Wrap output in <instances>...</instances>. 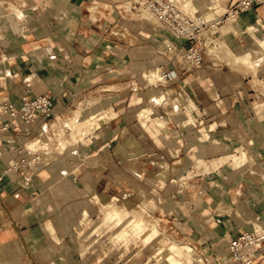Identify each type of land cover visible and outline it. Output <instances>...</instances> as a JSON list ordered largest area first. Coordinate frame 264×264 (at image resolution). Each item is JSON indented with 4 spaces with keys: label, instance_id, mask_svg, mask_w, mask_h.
<instances>
[{
    "label": "crops",
    "instance_id": "0c3cea01",
    "mask_svg": "<svg viewBox=\"0 0 264 264\" xmlns=\"http://www.w3.org/2000/svg\"><path fill=\"white\" fill-rule=\"evenodd\" d=\"M116 2L0 0V104H18L22 97L43 93L53 98V114L37 116L33 122L15 120L4 130L0 114V261L36 264L37 258L44 260L41 251L49 242L44 224L52 223L56 210L66 214L73 205L66 195L47 193L59 178L67 177L71 188L77 184L80 196L98 194L103 200L125 195L123 182H129V188V180L145 178L156 166L155 160H161L169 167L180 164L177 180L191 183L183 182V189L172 194L161 190L154 211L158 228L168 238L192 245L206 264H230L226 241L251 229L250 222L262 217L264 185L247 168L235 172L229 160L215 170L210 165L211 160L221 159L222 151L242 148L250 165L264 166V65L254 77L240 67L214 61L186 68L169 60L172 54L165 52L160 55L162 61L155 62L153 53L158 49L143 47L146 41L139 47L131 42L123 47L120 32L106 29L122 15ZM238 25L241 45L232 43V48L258 49L247 28L264 38V5L242 13ZM133 29L132 35H144L142 28ZM142 66L175 73L167 83L173 89H165L163 99L156 103L164 125L160 128L147 121L150 131L136 115L139 103L137 93L132 92L136 88L131 89L129 81L127 92H121L127 84L122 73L131 79ZM143 95L150 103L152 95ZM79 106L89 109L85 117L89 112L108 117L84 137L81 157H72L70 143L65 152L54 155L27 147L43 128L54 145L59 137L71 140L63 120L74 117ZM189 116L194 121L191 125L186 122ZM201 129L224 150H217L213 142H198ZM156 131L164 133L167 143L151 133ZM191 150L197 153L190 164L192 177L187 178L181 162L187 158L185 151ZM35 156L33 163L12 168L14 162ZM121 171L128 181L122 179ZM209 173L214 176L208 177ZM219 211L228 219L209 217ZM259 232L264 236V228ZM223 241L224 251L218 249ZM259 246L258 252L254 249L260 253L255 264H264V239Z\"/></svg>",
    "mask_w": 264,
    "mask_h": 264
},
{
    "label": "rangeland",
    "instance_id": "374dc122",
    "mask_svg": "<svg viewBox=\"0 0 264 264\" xmlns=\"http://www.w3.org/2000/svg\"><path fill=\"white\" fill-rule=\"evenodd\" d=\"M117 1L118 2H116V5L119 4L118 9L124 8L125 12L122 11V15H120L119 18L115 20V22H112V19L114 16V12H113L109 18L110 22L112 23L109 24L108 22L109 20L108 21L106 20L107 21L106 24H109V28L107 27V25L105 26L106 29H108V31L112 30V31L120 32V37H121L120 44H122L123 47H127L129 42H131L132 45L135 44L136 47H139L142 43L146 41L145 43H147V45L146 46L143 45V47H147V48L151 47L152 49H158V53L155 51L153 53L154 61L155 62L162 61L161 59L162 56L160 55H162L165 52L163 48L162 40L168 39L170 35L167 33V31H165L164 29H161V27L157 25V23L154 21L153 16L150 15L151 13H149L147 10L145 9L144 10L141 9L139 11L131 10L126 0H117ZM176 1L178 2L179 6L182 7L183 9L186 10L188 8V10L186 11L189 12L191 15L193 16L202 15L204 19H212L214 17H219L223 15L229 3L232 0H209V2L212 3V6L210 7L211 9L206 8V10H204L205 12L203 11L202 14H200L198 11L193 10L194 4L198 2L199 0H188L189 6L187 5V0H176ZM183 4H185L186 6H184ZM246 11H249V10H246ZM239 19H240V15L235 21L229 19L223 22L218 28H216V33L213 35V40L208 39V38L205 39L206 43H205V47H203V58H204V61L206 60V61H214L218 63H228L230 65L240 67L244 69L243 70L244 72L246 71L252 74V76L256 77V74L258 72V67L260 65H264V62L258 63L254 69H250L244 65L235 63L234 59L231 56L232 54H229L230 52L228 53V48L231 49V51H233L234 53H238L242 50L241 48L237 50L232 48V43H237L238 47H240L241 45L239 42L240 40H238L239 38L237 37L238 35H240L239 31H241L240 30L241 28L238 25ZM138 27L144 30L143 32L144 35L142 36L137 35V34L132 35V33H134L133 28L137 29ZM250 29L253 33V28H250ZM128 32L131 33L130 36ZM130 37H131V40L129 39ZM109 40L115 41V39H109ZM209 41H212V43H209ZM247 50L249 49H245L243 50V52ZM166 54H169V53H166ZM169 60H173L176 65H179V64L181 66L185 65L186 68L192 69V67L184 63L181 52L177 55H175V53L172 52V56ZM142 67L143 68L133 73L135 76H132L131 79L128 78V73L127 74L122 73V79H124L127 84H124L121 87L122 88L121 92L123 93L127 92L128 82L130 81L131 82V84H129L131 85L130 88L131 89L136 88L132 92L137 93L135 101L136 103H139V104H137L135 107L137 108L138 113L142 108H146V107L149 108L153 106V107H156L157 114H158V107L156 103L159 104L160 101L163 99V93L165 92V89L167 90L173 89L171 85L167 84L168 81H170L171 79L169 80L167 79L165 81H158L159 80L158 72L160 75H162V72L158 70V67L156 66H153V67L142 66ZM139 71L141 73L138 74L137 76L136 74ZM156 82L157 84L153 85ZM143 94L152 95L150 103L147 102V100L145 101ZM155 99L156 100L159 99V100L156 101ZM90 106H92V103H90ZM86 111H89V109L86 110L85 108V110H83V108L79 106L76 108V111L74 112V115H73L74 117H71L68 120H65V119L63 120L65 121L67 129H69V131L71 132V140H68L67 137H59L58 144L54 145L53 141L50 139L49 135L46 134L43 128L40 130L38 136H36L33 141L27 143L28 145L27 147L33 152L37 151L39 153H48V154L54 155V154H60V153L65 152L68 146L71 145L73 149L69 152H72V157L74 158L81 157V154L85 153V150L81 149V143H84V142L83 141L78 142L76 140H78L79 138H82V136L84 135L87 136L88 134L92 133L96 128L100 127L105 121L108 120V117H106L105 113H99V114H102L100 116L99 114H94L92 112H89V115L85 117ZM257 111H260V107L258 106V104H257ZM138 113L136 115H138ZM90 115L91 116L98 115V117H101V120L99 122L94 123L95 125L97 124L96 126H94V124L88 126V123L84 122L85 119L90 117ZM137 117L139 120V116ZM151 119L152 118L149 119L150 122L152 121ZM73 120H76L79 123L77 122L75 125H67V123H70ZM186 122L189 125L194 123L193 119L190 116L186 120ZM151 124L152 122L149 123V125ZM59 127H62V124H60ZM82 127H84L83 130H82ZM210 127L212 128V126ZM61 130L62 132L64 131L63 128H61ZM84 131H85V134H83ZM202 133L205 134L204 135L205 137H203ZM207 134H208V131L201 129L198 142L205 143L212 139L214 141L211 140L209 142L210 143L213 142L217 150L218 149L220 151L224 150L225 147L219 146L216 138H213L210 136V134L208 135ZM207 136H209L210 139L207 138ZM75 138H78V139H75ZM36 141L38 142L36 143ZM64 141L66 142L64 143ZM61 142L66 144L67 146L66 149L59 150L58 145ZM68 143H70V145ZM58 150L60 151V153ZM172 153L175 154L176 151H172ZM185 153H186L187 158H185L186 160L182 161L181 164L183 165V167H185V170H186L185 175H187V178H189V177H192V174H193V172H190L191 171L190 168H192L190 164L191 162L194 163L196 159L195 156H196L197 151L191 150L187 152L185 151ZM222 154H224L223 156L225 159L223 158V156L221 157V159L224 161H227V160L231 161V164L235 172L236 171L242 172L244 171L245 168H247V173L249 171V173L251 174L252 172L255 171L256 175L258 174L255 170V167L259 165L253 166L249 164L248 156L244 149L236 148L233 152L222 151ZM233 156L236 158H242V159H239L238 164H236L233 160L234 158L232 159ZM222 160L215 159L214 161H212L213 165L214 163L218 165L219 163L222 162ZM155 161H157L156 166L153 169H151L150 172H148L145 178H140L141 175L138 176V178H140L141 180L137 178H135L136 180H133V179L129 180L128 177H125L127 176V174L121 171L122 179L126 181L128 180L131 181L130 183L131 186L129 188H127L129 182H126V183L123 182L121 184L122 187L125 188L124 191H126L125 192L126 194L131 193V191L133 192L132 194H129V195L125 194L120 197L119 196H116V197L108 196L107 198L103 200L98 194H93L91 196H80V194L78 193L79 191L78 192L75 191V190H78L76 189V187H78L77 184L74 185V188L69 187L68 182L70 181L68 180L67 177L59 178L56 183H54L49 188H47L46 191L48 194L66 195L68 200H73V205L71 206L70 210L66 214H60L61 212L60 209L56 210L55 213L51 216L52 223L50 221H47L44 224V228L46 229L48 236H49V242H48V245L41 251V254L43 255V258L45 261L44 260L41 261L39 258H37L36 264H145L147 263L148 261L147 256L160 243L164 241V238H162V236H166L164 235V233L161 232V229L158 228L157 218H156V215L154 214V211L158 207V201H160L161 199L160 198L161 192L165 191V192H168L169 194H172V192H176L177 190L183 189V185H184L183 182L187 181L186 184L191 183V181H189L188 179L183 180L181 182L177 180L178 179L177 169H178V165L180 164L174 163V165H172L173 167L171 165L169 167L167 163H164V162L162 165L158 164L159 163L158 161L161 162V160H155ZM27 163L31 164L33 163V161L31 162V159H29L27 160ZM216 165L215 167L213 166L214 168L212 167L213 170H215L218 167ZM160 166H164L165 168L167 167L168 168V169L166 168L167 170L164 167H162L167 172L165 171L166 174H164L163 176L156 177L157 172L160 171V168H161ZM174 166L176 167V169H174L175 168ZM124 174L126 175L124 176ZM251 175L254 176L255 174H251ZM164 176L166 177L165 179H164ZM213 176H214V173L208 174V177H213ZM258 176L262 179V177H264V174H262V177H261V174H259ZM259 177L258 179L260 180V182L264 181V179L261 180ZM262 185H264V183H262ZM113 203L115 204L117 203V207L119 209L123 207L125 211L130 210L129 211L130 213L131 212L134 213V214L131 213L133 216H135V214L136 216H139V217L135 216V218H141L140 216H142V218L144 217L143 219L147 218L145 221L146 222L148 221L147 223L149 225L154 224L153 226H156V228L158 229L160 233H158V235H156V237L147 245L145 244L143 239L140 237L139 238L129 237V241L127 240L128 245L126 243L127 245L126 246L124 244L125 240L122 241V240L117 239L116 237L110 236V232L118 233L119 228H120L119 230H122V229H127L128 226L131 227L130 225L127 226L126 224L119 223L117 221H116V224L114 222V225H117L118 223L119 224L117 226H114L112 223V220L114 221L113 217L110 220L104 219V212H105L104 209L108 210V208L110 209L112 207H115V204ZM111 204H113L114 206ZM102 208L104 209L101 210ZM131 209L133 211H136V213L131 211ZM84 210H86V214H84V216L81 217L80 214ZM122 210L123 209H121V213L124 212V210L123 211ZM222 210L223 209H221L220 211ZM220 211L216 213L214 212L210 213L209 217H212L213 215H215L217 218L220 217L219 219L227 220L228 215L224 214V212H222L223 213L222 214ZM110 221H111V224L109 226ZM250 225H251V229H247V231L255 230L259 234H260L259 231H261V229L264 228V223H262V219L260 218H259V221L258 220L251 221ZM243 231H246V230H243ZM54 239H56V241L63 244V246L60 249H54L55 248L54 245L56 243ZM132 239H135L133 241H135L136 243H133ZM130 242H132L134 245ZM177 243H180V242H177ZM222 243H225V241L219 243L220 245L218 246V249H221L224 251L225 250L224 244L222 245ZM189 246L193 248L192 245H189ZM254 249L256 250V252H258L259 250H261V247L256 246ZM201 255H202L201 252H198V250L193 248V250L190 253V258H191L190 262H187L186 258L182 257L183 259H181V262H182L181 264H206V261L202 259L203 256ZM200 258L203 260V262ZM0 264H16V263H11V262L6 263V262L0 261ZM21 264H32V263H29L26 261L25 263H21Z\"/></svg>",
    "mask_w": 264,
    "mask_h": 264
},
{
    "label": "built area",
    "instance_id": "2783aa9c",
    "mask_svg": "<svg viewBox=\"0 0 264 264\" xmlns=\"http://www.w3.org/2000/svg\"><path fill=\"white\" fill-rule=\"evenodd\" d=\"M131 10H147L161 29L171 36L162 40L166 53L175 55L182 53V59L190 67L203 64V47L206 38L213 40V35L223 22L235 21L242 12L264 5V0H232L223 15L212 19H204L202 15L193 16L179 6L176 0H126ZM125 12L124 8H121ZM212 43V41H209ZM173 71L162 73V81L174 76ZM53 98L50 93H43L33 98L22 97L18 104L2 102L0 114L4 117L2 129H8L15 120L33 122L37 116L49 117L53 114L51 108ZM36 160V156L32 158ZM29 165L26 159L18 164L14 162L13 169L18 165ZM264 236L257 231H241L237 236L228 239L227 250L230 264H255L258 256L254 248L260 245ZM261 252V251H260ZM260 254V253H259Z\"/></svg>",
    "mask_w": 264,
    "mask_h": 264
},
{
    "label": "bare ground",
    "instance_id": "6f19581e",
    "mask_svg": "<svg viewBox=\"0 0 264 264\" xmlns=\"http://www.w3.org/2000/svg\"><path fill=\"white\" fill-rule=\"evenodd\" d=\"M184 6H186L185 4H183ZM187 5L189 6V2H188V0H187ZM212 6V3L211 2H209V0H199L198 2H196L195 4H194V11H198L200 14H202V12L204 11V10H206V8H208V9H211L210 7ZM185 8V7H184ZM186 10H188V8L186 9ZM205 12V11H204ZM212 12V11H211ZM210 12V13H211ZM209 14V13H208ZM204 15V14H203ZM214 16V15H213ZM251 27H249L247 30L255 37V40H256V43H257V45H258V49H249V50H247V51H245V52H243V50H241L240 52H238V53H234L233 51H231V49H229L228 47V53L229 54H232L231 56H232V58L234 59V61H235V63H239V64H241V65H244V66H246L247 68H250V69H254L256 66H257V64L258 63H261V62H264V38H257L255 35H254V33H252V31H251V29H250ZM248 32V33H249ZM249 36V35H248ZM141 73V72H140ZM139 73V74H140ZM158 75H159V80L158 81H162L163 80V78H162V75H160L159 74V72H158ZM138 76V75H137ZM146 76V75H145ZM143 78H145V77H143ZM157 81V82H158ZM157 82L155 83V84H153V85H156L157 84ZM150 83V82H149ZM157 99V98H156ZM155 99V100H156ZM159 100V99H158ZM158 100H156V101H158ZM149 107V106H148ZM154 114H157V110H156V107H153V106H151V107H149V108H142L140 111H139V113H138V115L137 116H139V121H140V124L143 126V128L145 129V130H147V131H150V129L148 128V126H147V121H149V119L150 118H152L151 116L152 115H154ZM89 115V114H88ZM100 116L102 115V114H99ZM158 115V117H154V118H152L151 120H152V123L153 124H155V125H157V126H159L160 128H162L163 127V125H164V122H165V119L162 117V115L161 114H157ZM105 116V115H104ZM260 117V116H259ZM106 118V117H105ZM104 118V119H105ZM101 120V117H98V115L97 116H91L90 115V117L89 118H87V119H85V121L84 122H87L88 123V126L89 125H93L94 123H96V122H99ZM78 121H76V120H73L72 122H70V123H67V125H75L76 123H77ZM79 123V122H78ZM78 125V124H77ZM86 125V124H85ZM97 125V124H96ZM95 124H94V126H96ZM72 127V126H71ZM74 127V126H73ZM85 127V126H84ZM84 127H82V130H83V128ZM91 128H93V127H91ZM209 128V127H208ZM211 128V127H210ZM72 129V128H71ZM74 129V128H73ZM242 129V128H241ZM244 129V128H243ZM79 130V129H78ZM88 130V129H87ZM89 130H90V128H89ZM92 130V129H91ZM94 130V129H93ZM73 131V130H72ZM207 131V130H206ZM245 131V130H244ZM203 132V131H202ZM76 133V132H75ZM82 133V132H81ZM80 133V134H81ZM153 135H157L156 137H157V139H161V140H163L165 143H167V141H166V136L164 135V133L163 132H161V131H156V133H153V132H151ZM207 133V132H206ZM243 133V132H242ZM241 133V134H242ZM74 134V133H73ZM78 134V133H77ZM83 134H85V131L83 132ZM203 134V137H205L204 135V133H202ZM209 134V133H208ZM207 134V135H208ZM245 134V133H244ZM82 135V134H81ZM79 136V135H78ZM75 137V136H74ZM85 137V135L84 136H82V138H75V139H78V140H76V141H78V142H80V141H85L83 138ZM73 138V137H72ZM202 138V137H201ZM207 138H209L210 139V137L209 136H207ZM67 139V138H66ZM73 140V139H72ZM212 140V139H211ZM211 140H209V141H211ZM212 141H214V140H212ZM66 141H64V143H65ZM63 142H61L58 146H59V150H63V149H66L67 148V146H66V144H64ZM72 143V142H71ZM69 147V146H68ZM170 148V147H169ZM58 150V151H59ZM54 153V152H53ZM59 153H60V151H59ZM243 157V156H242ZM245 157V156H244ZM223 158H224V156H223ZM234 158V159H233ZM200 159V158H199ZM198 159V160H199ZM225 159V158H224ZM232 159L234 160V162L236 163V164H238V160L239 159H242V158H236V157H232ZM219 160H222V159H219ZM243 160H244V158H243ZM32 161H34L33 159H31V162ZM210 161V160H209ZM211 161H214V160H211ZM222 161H224V160H222ZM242 161V160H241ZM159 163L158 164H160V165H162L163 164V161H158ZM216 162V161H215ZM219 162V161H218ZM221 162V161H220ZM240 162V161H239ZM165 163V162H164ZM212 163V165H213V162H211ZM212 165H210V167L212 166ZM215 163H214V167H215ZM233 165H235V164H233ZM159 166V165H158ZM165 166H167V165H165ZM212 166V167H213ZM217 166V165H216ZM219 166V165H218ZM237 166V165H236ZM161 168H160V171L159 172H157V174H156V177H160V176H163L164 174H166V170L168 169L167 167V169L164 167V166H160ZM162 167H164L166 170H164V168H162ZM209 167V166H208ZM208 167L207 166H205V168H207L208 169ZM213 167V168H214ZM172 168V167H171ZM173 169V168H172ZM175 169V168H174ZM255 170H256V172L258 173L257 175H256V173H255V171L254 172H252V170H251V174H255L256 175V177H259L258 175L259 174H261V177H262V174H264V167H262V166H256L255 167ZM166 171V172H165ZM101 172V171H100ZM255 175L253 176V177H255ZM154 178V177H153ZM166 177L164 176V179H165ZM260 178V177H259ZM256 179V178H255ZM261 179V178H260ZM262 179H264V177H262ZM261 179V180H262ZM262 183H264V181H262ZM108 204V203H107ZM113 204H115V203H113ZM113 204H111V205H113ZM114 206V205H113ZM101 207H103V206H101ZM105 207V206H104ZM107 208H108V206H107ZM118 207H117V203L115 204V207H112V208H108V210L107 209H104V208H102L101 210H103L104 209V219L105 220H110L112 217H113V219H114V221L112 220V223H113V225H114V222H115V224H116V221L117 222H119V223H123V224H126L127 226L128 225H130L131 227H127V229H122V230H119L118 229V233H111L110 232V236H112V237H116L117 239H119V240H125V245H126V243H127V245H128V241H129V237L130 238H132V237H137V238H142L143 239V241L145 242V244L147 245L148 243H150L155 237H156V235H158V233H160L159 231H158V229L156 228V226H153V225H149L145 220L147 219H143L142 218V216H140L141 218H135V216H136V214H135V216H133L132 214H134V213H130L128 210L127 211H125L124 210V208L123 207H121V209H123L124 210V212L123 213H121V209H117ZM107 210V211H106ZM122 210V211H123ZM131 211H133L132 209H131ZM133 212H135L136 213V211H133ZM84 214H86V210H84V211H82V213L80 214V216L82 217V216H84ZM138 215V214H137ZM142 215V214H141ZM261 218L260 219H262V221H264V211H262V214H261ZM136 217H139V216H136ZM152 221V220H151ZM259 221V220H258ZM118 223V224H119ZM110 224H111V221H110V223H109V226H110ZM117 224V225H118ZM117 225H114V226H117ZM122 225V224H121ZM260 225V224H259ZM113 226V227H114ZM120 226V225H119ZM121 227V226H120ZM126 227V226H125ZM124 227V228H125ZM131 228V229H130ZM111 229V228H110ZM108 231V230H107ZM137 238H135V239H137ZM162 238H164V241L162 242V243H160L148 256H147V259H148V261H147V263H145V264H181L182 262H181V259H183V258H186V260H187V262H190V260H191V258H190V253H191V251H192V248L189 246V245H187V244H180V243H177V242H175V241H173V240H171L170 238H168V237H166V236H162ZM112 239V238H111ZM135 239H132V241L133 240H135ZM141 239V240H142ZM55 241H56V239H54ZM128 240V241H127ZM118 241V240H117ZM123 243V242H122ZM130 243H132V242H130ZM133 243H136L135 241H133ZM132 243V244H133ZM126 245V246H127ZM131 245V244H130ZM134 245V244H133ZM132 245V246H133ZM55 248L54 249H60L62 246H63V244L62 243H60V242H58V241H56V243H55ZM132 246H130V247H132ZM226 248H227V241H226ZM183 257V258H182ZM185 261V260H184ZM146 262V261H145Z\"/></svg>",
    "mask_w": 264,
    "mask_h": 264
}]
</instances>
